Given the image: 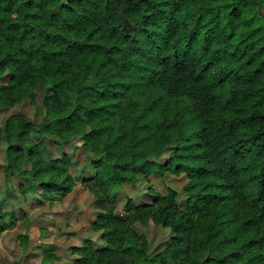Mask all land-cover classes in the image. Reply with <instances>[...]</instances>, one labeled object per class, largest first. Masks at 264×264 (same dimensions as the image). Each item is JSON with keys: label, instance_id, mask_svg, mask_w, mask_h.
I'll list each match as a JSON object with an SVG mask.
<instances>
[{"label": "trees", "instance_id": "trees-1", "mask_svg": "<svg viewBox=\"0 0 264 264\" xmlns=\"http://www.w3.org/2000/svg\"><path fill=\"white\" fill-rule=\"evenodd\" d=\"M6 76L0 107L42 113L0 125L7 188L60 200L75 161L49 142L88 156L106 245L86 238L74 264H264V0H0ZM168 172L181 190L117 211L125 183ZM2 200L0 235L15 226ZM151 220L173 232L156 253L136 228Z\"/></svg>", "mask_w": 264, "mask_h": 264}, {"label": "rangeland", "instance_id": "rangeland-1", "mask_svg": "<svg viewBox=\"0 0 264 264\" xmlns=\"http://www.w3.org/2000/svg\"><path fill=\"white\" fill-rule=\"evenodd\" d=\"M9 78L10 76H6L0 79V82L6 83ZM21 112L42 118V113L37 107L26 99L12 107H0V125L4 124L10 114ZM35 138L39 140V137ZM81 144L80 138L65 145L49 142V150L53 156H61L66 151L75 161L71 171L76 177L77 185L60 200H50L40 190L22 194L18 184L23 180L18 177H14L13 185L7 188L3 167L6 161V144L3 142L0 145V198H3V210H11L15 215V218L10 220L15 226L0 235V264H45L43 258L46 251H55L59 257L48 264H74L79 254L74 252L72 247L82 245L86 238L92 239L96 248L106 245L101 231L91 227L97 217L95 195L82 181L84 176L90 177L93 170L89 165L88 156L81 149ZM186 181L184 174L168 172L163 176L140 177L136 184L127 182L118 195L117 211L125 212L128 197L136 204H143L153 200L151 189L168 194L171 188L181 190ZM136 228L148 235L150 250L153 253L164 249L173 235L170 227L152 220L147 224L138 223ZM25 233L28 238L21 236Z\"/></svg>", "mask_w": 264, "mask_h": 264}]
</instances>
